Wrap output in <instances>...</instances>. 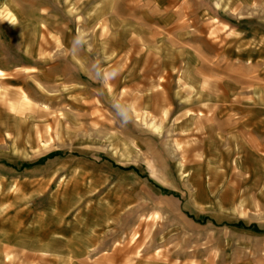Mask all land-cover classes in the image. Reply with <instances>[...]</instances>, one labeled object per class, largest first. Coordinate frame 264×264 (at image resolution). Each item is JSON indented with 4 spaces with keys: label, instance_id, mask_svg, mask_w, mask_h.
Wrapping results in <instances>:
<instances>
[{
    "label": "rangeland",
    "instance_id": "1",
    "mask_svg": "<svg viewBox=\"0 0 264 264\" xmlns=\"http://www.w3.org/2000/svg\"><path fill=\"white\" fill-rule=\"evenodd\" d=\"M254 140L264 0H0L4 264H264Z\"/></svg>",
    "mask_w": 264,
    "mask_h": 264
},
{
    "label": "crops",
    "instance_id": "2",
    "mask_svg": "<svg viewBox=\"0 0 264 264\" xmlns=\"http://www.w3.org/2000/svg\"><path fill=\"white\" fill-rule=\"evenodd\" d=\"M67 73L68 74H71V72L70 71H67ZM239 122V121H238ZM236 122V124H237V128H238V130L239 131H243L244 129V123L242 124V122ZM253 140V139H252ZM250 143H252V144H254V146L256 147V149H258L259 151H261V150H263L264 151V144H262V143H260V142H257V141H255L254 140V142L252 141V142H250ZM243 144V143H242ZM253 146V145H252ZM11 250H13V247L9 244V243H7V242H4V241H0V264H4V260H3V258H4V256H5V253L6 252H9V251H11ZM27 261H29V259H27ZM43 263H44V261H43Z\"/></svg>",
    "mask_w": 264,
    "mask_h": 264
},
{
    "label": "clouds",
    "instance_id": "3",
    "mask_svg": "<svg viewBox=\"0 0 264 264\" xmlns=\"http://www.w3.org/2000/svg\"><path fill=\"white\" fill-rule=\"evenodd\" d=\"M118 74L119 73L117 70H113L111 73V77L115 78ZM130 112H131V106L130 105L123 106L122 108H120L118 110V115L121 118L123 123L126 124L131 119Z\"/></svg>",
    "mask_w": 264,
    "mask_h": 264
}]
</instances>
